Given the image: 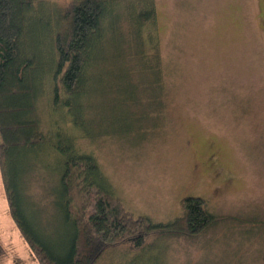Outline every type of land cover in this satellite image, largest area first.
Here are the masks:
<instances>
[{"label": "rangeland", "instance_id": "obj_1", "mask_svg": "<svg viewBox=\"0 0 264 264\" xmlns=\"http://www.w3.org/2000/svg\"><path fill=\"white\" fill-rule=\"evenodd\" d=\"M65 2L49 3L44 20ZM155 7V70L144 64L150 49L143 58L128 35L123 44V16V35L112 39L107 30L87 109L70 117L81 132L72 134L134 217L168 224L182 215L185 197H198L217 221L198 237L156 233L137 251L131 242L113 247L96 264H264V0H155ZM42 93L47 129L52 108ZM59 154L52 148L42 158L47 180L60 169ZM56 180L46 186L33 176L25 207L64 249L70 227L48 197L58 194ZM0 264H39L11 216L1 172Z\"/></svg>", "mask_w": 264, "mask_h": 264}, {"label": "trees", "instance_id": "obj_2", "mask_svg": "<svg viewBox=\"0 0 264 264\" xmlns=\"http://www.w3.org/2000/svg\"><path fill=\"white\" fill-rule=\"evenodd\" d=\"M54 1L0 0V172L11 216L39 264H96L109 249L128 242L140 250L156 233L201 236L217 221L204 199L185 197L182 215L168 224L134 217L105 186L106 176L95 157L77 150L72 134V129L78 133L79 122L72 118L74 127L70 117L87 109L94 68L104 60L110 39L107 30L112 39L123 35V16L129 23L124 37L140 48L143 58L148 49L154 53L144 64L155 70V0H65L60 12L44 20ZM119 50L125 52V47ZM156 84L160 86V80ZM42 92L49 93L52 108L47 129L38 109ZM52 148L62 161L52 173L53 178L59 176L53 185L58 194L48 197L70 227L64 249L37 228L25 207L26 201L30 204V179L42 177L46 186L53 179L47 180L42 171V158ZM73 197L78 208L72 206Z\"/></svg>", "mask_w": 264, "mask_h": 264}]
</instances>
